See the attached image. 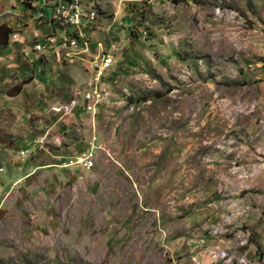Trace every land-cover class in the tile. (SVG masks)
Wrapping results in <instances>:
<instances>
[{"label":"rangeland","instance_id":"rangeland-1","mask_svg":"<svg viewBox=\"0 0 264 264\" xmlns=\"http://www.w3.org/2000/svg\"><path fill=\"white\" fill-rule=\"evenodd\" d=\"M51 5L0 0V264H264V0Z\"/></svg>","mask_w":264,"mask_h":264},{"label":"built area","instance_id":"built-area-1","mask_svg":"<svg viewBox=\"0 0 264 264\" xmlns=\"http://www.w3.org/2000/svg\"><path fill=\"white\" fill-rule=\"evenodd\" d=\"M61 6L64 9V17L65 18H71V20H75L79 16H85V12H82V0H68L66 5H61ZM72 6H79V14H72ZM54 26L58 27V25H56V24H54ZM67 33H70V27H69V32L64 33V35H67ZM109 63H110V61L107 60V65H104V69L101 70V73L96 74V77H95L93 83L84 91V93L82 95V100L84 101V108L87 111H91V107H92L90 102H89V89L98 88L99 89V100H100V92H102V90L100 89V87L98 85V81H99L100 76L102 75L103 71L106 68H108ZM84 165H85V167L91 166V161L88 159V157L85 159Z\"/></svg>","mask_w":264,"mask_h":264},{"label":"bare ground","instance_id":"bare-ground-1","mask_svg":"<svg viewBox=\"0 0 264 264\" xmlns=\"http://www.w3.org/2000/svg\"><path fill=\"white\" fill-rule=\"evenodd\" d=\"M67 2H68V0H63L60 3L56 4L53 7L52 16H53L54 20L57 21L58 23H61V21H65L74 27L75 26L78 27L82 21L83 16H79L75 20H71V18H65L64 17V9L62 8L61 5H66ZM82 12H83V9H82ZM72 14H79V6H72ZM94 98H95V96H93L92 93H89V101L90 102L93 101Z\"/></svg>","mask_w":264,"mask_h":264},{"label":"crops","instance_id":"crops-1","mask_svg":"<svg viewBox=\"0 0 264 264\" xmlns=\"http://www.w3.org/2000/svg\"><path fill=\"white\" fill-rule=\"evenodd\" d=\"M47 3L51 5V4L53 3V1L50 2V0H47ZM51 8H52V9H51V16H52V11H53V7H52V5H51ZM52 23H53V24H56V25L59 24L57 21L54 20L53 16H52ZM72 29H74V30H78V29H75V28H72Z\"/></svg>","mask_w":264,"mask_h":264},{"label":"trees","instance_id":"trees-1","mask_svg":"<svg viewBox=\"0 0 264 264\" xmlns=\"http://www.w3.org/2000/svg\"><path fill=\"white\" fill-rule=\"evenodd\" d=\"M16 88H17V93H19L21 90V85L17 86Z\"/></svg>","mask_w":264,"mask_h":264}]
</instances>
